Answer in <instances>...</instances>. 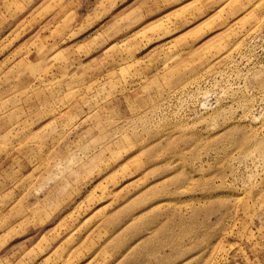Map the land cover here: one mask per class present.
I'll use <instances>...</instances> for the list:
<instances>
[{"label":"rangeland","instance_id":"obj_1","mask_svg":"<svg viewBox=\"0 0 264 264\" xmlns=\"http://www.w3.org/2000/svg\"><path fill=\"white\" fill-rule=\"evenodd\" d=\"M0 264H264V0H0Z\"/></svg>","mask_w":264,"mask_h":264}]
</instances>
